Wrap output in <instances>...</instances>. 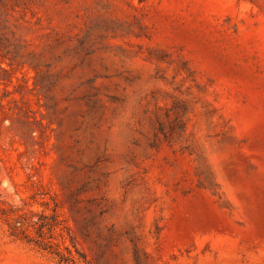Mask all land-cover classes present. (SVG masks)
Masks as SVG:
<instances>
[{
    "label": "rangeland",
    "instance_id": "obj_1",
    "mask_svg": "<svg viewBox=\"0 0 264 264\" xmlns=\"http://www.w3.org/2000/svg\"><path fill=\"white\" fill-rule=\"evenodd\" d=\"M0 264H264V0H0Z\"/></svg>",
    "mask_w": 264,
    "mask_h": 264
},
{
    "label": "trees",
    "instance_id": "obj_2",
    "mask_svg": "<svg viewBox=\"0 0 264 264\" xmlns=\"http://www.w3.org/2000/svg\"><path fill=\"white\" fill-rule=\"evenodd\" d=\"M36 222L34 220H26L21 215L19 217H15L12 222L10 223L11 226V232L15 236H19V232H25L26 229H28V226L34 225ZM43 227V226H42ZM35 243L42 249L48 250L51 254L58 257V261L61 262H69V260H73V257L71 255V250L69 247H65L67 250V254L63 252L59 247L58 244H55V247H50L45 242L41 243L38 241H35ZM50 248V249H48Z\"/></svg>",
    "mask_w": 264,
    "mask_h": 264
}]
</instances>
